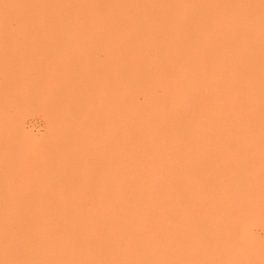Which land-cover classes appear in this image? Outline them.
Wrapping results in <instances>:
<instances>
[{
  "label": "bare ground",
  "instance_id": "6f19581e",
  "mask_svg": "<svg viewBox=\"0 0 264 264\" xmlns=\"http://www.w3.org/2000/svg\"><path fill=\"white\" fill-rule=\"evenodd\" d=\"M30 102L0 264H264V0H0V135Z\"/></svg>",
  "mask_w": 264,
  "mask_h": 264
},
{
  "label": "rangeland",
  "instance_id": "374dc122",
  "mask_svg": "<svg viewBox=\"0 0 264 264\" xmlns=\"http://www.w3.org/2000/svg\"><path fill=\"white\" fill-rule=\"evenodd\" d=\"M21 52H22V54H26L27 53L25 51H21ZM18 106H20V107H18ZM18 106L13 108V109L11 108L12 111L9 109L7 111V114H8V117H9V122L11 121L10 124L13 123L14 119H16V118L20 119L22 133L25 136H20V137L16 136V135L13 136L12 135V131L9 128L10 126L8 127L9 129L6 126L5 129H8V130L4 131L3 132L4 134L1 133V135H0V142L3 143V141L7 140L6 145L8 146V148L11 147L10 150H9L10 152L12 150L16 149V148L24 150L25 148L24 149H22V148L25 147V145L28 146L27 142H26L27 140H24L25 139L24 137H30L31 139H33L35 141H38V140L43 141L44 139L48 138V134H47V130H48L47 117H46V114H45L46 112H44L45 110L42 108V106H40L39 104H37L35 102H32V103L30 102L28 104H25V105L23 104V105H18ZM13 111L16 112V113H14ZM7 125H8V123H7ZM8 131H11V135H10V133ZM4 136H5L6 139H4ZM12 136H13L14 139L11 138ZM8 141H10V142H8ZM23 141H24V143H23ZM8 143L10 144V146H9ZM15 145H16V147H15ZM20 145H22V146H20ZM3 148L4 147H1V145H0V153L2 152ZM6 150H8V149H6ZM4 152H5V149H4ZM254 233H255L257 238L264 239V233L259 228L256 229L254 231Z\"/></svg>",
  "mask_w": 264,
  "mask_h": 264
}]
</instances>
